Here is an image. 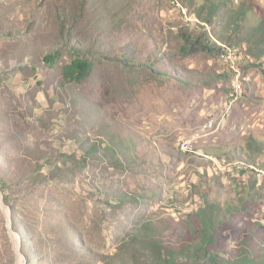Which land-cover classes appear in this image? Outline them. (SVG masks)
<instances>
[{
    "label": "rangeland",
    "instance_id": "1",
    "mask_svg": "<svg viewBox=\"0 0 264 264\" xmlns=\"http://www.w3.org/2000/svg\"><path fill=\"white\" fill-rule=\"evenodd\" d=\"M187 1L0 0V264L264 256V151L249 145L264 141V66L246 46L229 73L218 55H182L178 34L200 31ZM233 1L264 16V0ZM76 52L91 73L66 81ZM186 73L206 85L175 80Z\"/></svg>",
    "mask_w": 264,
    "mask_h": 264
},
{
    "label": "trees",
    "instance_id": "2",
    "mask_svg": "<svg viewBox=\"0 0 264 264\" xmlns=\"http://www.w3.org/2000/svg\"><path fill=\"white\" fill-rule=\"evenodd\" d=\"M187 3L193 5L192 10L189 12L198 19L200 31L198 34H188L187 32H180L178 34L181 45L180 53L182 55L188 56L199 52L218 55L226 66V73H229V71L231 72L230 65L228 66V63L221 58L222 53L226 50H233L235 51V58H237L239 55L237 47L246 46L250 57L254 58L260 67L264 66V16L256 13L249 2L240 1L236 5L233 0H190ZM201 25L209 27L210 31L212 30L213 32L211 34L207 33ZM76 51L80 55L82 54L78 49ZM85 52L90 55L92 54L90 50H85ZM78 53L76 52V58L72 59L63 68L62 74L66 81H81L91 73L92 64L85 59L79 58ZM44 60L52 65L56 58L54 55H50L45 57ZM179 69L182 71L181 68ZM186 77L185 80L181 78L175 80L185 86H193L198 83L206 85L205 81L190 82L191 75L188 76V73H186ZM249 145L252 146L250 153L255 156L261 155L264 151V141L253 140ZM234 162L240 166L244 164L242 167L245 169L244 173L247 175L262 170L247 160L239 159ZM214 209V206L208 204L206 209L198 212L202 224L200 230V248H203L204 253L208 252L205 248L215 244L213 232L216 222L210 215L211 212H214ZM257 225L259 226L260 224ZM253 233H256L254 226H252V230L247 235L250 236ZM185 248L188 250V246ZM180 253L171 249L167 250L166 258L162 263L179 264L176 257L180 256ZM187 253L189 254L190 252ZM218 259V264H230L228 259ZM208 261L211 262L212 260L209 259ZM231 262L233 264H254L251 258L247 256V253L242 258L232 259ZM190 264H194V262H190ZM258 264H264V256L259 258Z\"/></svg>",
    "mask_w": 264,
    "mask_h": 264
},
{
    "label": "built area",
    "instance_id": "3",
    "mask_svg": "<svg viewBox=\"0 0 264 264\" xmlns=\"http://www.w3.org/2000/svg\"><path fill=\"white\" fill-rule=\"evenodd\" d=\"M224 55L227 54V52L224 51L223 53ZM223 59L231 66L232 70L234 69V60H235V55L232 52H228V54L226 56H223ZM241 92V88L239 85L234 86V92L236 94L235 99L238 97L239 93ZM212 124L209 122L208 124H205L204 128L205 129H209L211 128ZM190 143L187 141H183L180 144V151L183 153H186L187 151L190 150Z\"/></svg>",
    "mask_w": 264,
    "mask_h": 264
},
{
    "label": "water",
    "instance_id": "4",
    "mask_svg": "<svg viewBox=\"0 0 264 264\" xmlns=\"http://www.w3.org/2000/svg\"><path fill=\"white\" fill-rule=\"evenodd\" d=\"M0 195H1V193H0Z\"/></svg>",
    "mask_w": 264,
    "mask_h": 264
}]
</instances>
